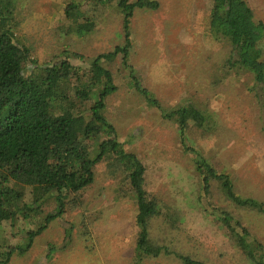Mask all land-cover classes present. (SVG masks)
<instances>
[{"label": "rangeland", "instance_id": "rangeland-1", "mask_svg": "<svg viewBox=\"0 0 264 264\" xmlns=\"http://www.w3.org/2000/svg\"><path fill=\"white\" fill-rule=\"evenodd\" d=\"M62 1L30 0L18 10V36L33 58L49 61L66 49L73 64L86 66L82 60L123 44L122 14L115 5L86 7L94 12L96 25L80 38L64 32ZM156 1L158 8H137L130 19L129 64L160 109L130 87L121 55L102 63L117 86L107 97L106 116L125 149L145 164L147 189L181 214L173 226L161 219L151 222V238L170 253L136 262L135 200L120 175L100 166L92 184L76 197L78 205L66 200L62 216L7 264H180L175 252L207 264H249L212 217L220 209L236 216L250 238L264 246V214L235 206L239 198L264 202V93L249 74L227 68L231 48L225 39L206 40L198 30L195 15L211 7L212 0ZM246 1L264 24V0ZM191 103L206 112L213 128L188 130L181 141L177 124L161 110ZM198 155L227 173L228 188L221 177L200 187L194 167ZM32 227L24 220L14 226L3 222L0 237L19 244Z\"/></svg>", "mask_w": 264, "mask_h": 264}, {"label": "trees", "instance_id": "trees-1", "mask_svg": "<svg viewBox=\"0 0 264 264\" xmlns=\"http://www.w3.org/2000/svg\"><path fill=\"white\" fill-rule=\"evenodd\" d=\"M30 0H0V223L11 226L21 220L33 224L19 244L0 237V264L14 254L23 255L49 223L77 206L82 191L92 184L96 169L103 166L121 176L122 184L136 203L135 258L170 253L150 236L151 222L161 219L172 226L181 222L177 208L146 187L147 168L136 154L127 151L114 124L106 116L107 97L117 90L114 74L102 61L120 56L128 70L130 87L143 95L151 107L158 101L143 88L129 64L130 19L135 9H156V0H63L64 32L83 37L95 28L94 12L86 7L115 5L122 14L123 44L98 54L84 65H75L66 49L49 61L32 57L21 44L18 10ZM196 26L206 40L225 39L230 45L227 68L249 74L264 93V24L255 18L246 0H212L211 7L196 13ZM79 59L83 56L75 54ZM164 118L177 124L181 141L187 131L213 128L205 111L194 104L161 110ZM214 136V135H212ZM189 149V147L185 148ZM198 154V153H197ZM195 174L203 189L211 179L224 178L205 157L195 159ZM237 209L264 214V202L238 199ZM219 209V208H217ZM212 216L224 235L249 264H264V246L227 210ZM177 226L170 230L176 229ZM180 264H207L190 255L174 253Z\"/></svg>", "mask_w": 264, "mask_h": 264}]
</instances>
